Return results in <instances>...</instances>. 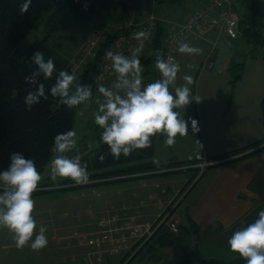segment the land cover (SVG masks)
Here are the masks:
<instances>
[{
	"label": "rangeland",
	"instance_id": "obj_1",
	"mask_svg": "<svg viewBox=\"0 0 264 264\" xmlns=\"http://www.w3.org/2000/svg\"><path fill=\"white\" fill-rule=\"evenodd\" d=\"M117 1L119 0H97L90 3L88 12L89 17H92V19L90 18L88 21H86V19H82L80 22L77 20L72 21L71 19L70 23H73V27L69 28L68 30L70 39L62 38V40L66 44L72 45L73 48L76 49L77 42L82 40V34L85 35L91 28V25L97 23V20H101L104 23H109L111 30L115 21L124 12L123 8L118 5ZM233 4L235 15L242 24L241 34L236 38H233L230 43H228V39L224 36L220 37L214 45V53L212 52L210 57H205V60H208L209 58L214 60L213 58L219 57L220 50L225 48L226 56L229 54L231 58L229 75L226 78H216L214 76L212 77V73L207 71L209 72L207 73V76L204 75L201 79H199V69H197L199 64L197 65L196 69L191 72L189 62L193 61L191 58H187V56L182 55L180 57V61H177L180 64V69L177 73L175 81L176 86H182L186 84L187 81L184 79V77L185 75H190L192 76L193 81L189 87L192 89L193 95V87H195V92L199 94L201 92L205 94L207 89L211 86L224 88L227 87V89H229V94L227 95L228 98L225 102L224 111L231 109L227 115V119L231 118L233 115L237 101L240 103L242 108V111L240 112L241 115L236 118L237 124L241 127L237 131H233L227 136H230L231 139L228 141V143H226V145H224L226 148H216L217 145L213 146L209 143L210 149H214L210 150L213 151V153L224 149H235L245 145L246 143L244 142L246 141H252L264 136V123H262V121H264V117L263 119L260 117V122L250 127L248 122L250 121L254 112V106L252 102L245 104V101L247 100L246 95L250 89L254 87L252 85L256 81L257 70L261 60L260 58H264V0H233ZM153 12L155 14L153 15V18L157 16L156 14H168L165 10L161 11V9H158L157 7ZM47 16L48 13H43L38 26L33 28L25 38L21 39L18 47L20 51H28L43 37L47 29ZM141 16L145 17L146 14L142 13ZM147 19H145V21ZM74 22H76L77 25H75ZM109 27L107 26V28ZM87 35L88 34H86L85 37ZM68 40L69 42H66ZM148 54H150L148 61H144L143 58H140L144 67L143 75L145 77V83L159 79L161 76L160 71L156 68L155 62L157 55H162V51L155 50L152 52L151 50H146L145 55ZM74 69L75 68H73V70ZM239 73L240 76L237 77ZM115 79L116 76L111 78L109 82L105 84V86L112 87L113 81ZM201 89L204 90L201 91ZM170 90L174 92V87L170 86ZM95 93L96 94L92 98L91 103H82L76 110L75 126L73 129L76 130L79 136L77 147L85 145L83 143L86 141L91 144L95 143L93 140L94 137L91 136V133L99 132L98 129H93V126L89 125V121H95L94 113L98 109L99 103L103 102L104 100L103 94L99 92V89H96ZM191 102L193 103L194 100ZM184 107L185 106H181L177 110L181 112ZM258 116H260L259 113ZM239 133L242 135H239ZM188 135L189 132L183 136L177 134V136L180 138H185ZM194 135L198 137V131L195 132ZM238 136H241L244 142L237 141ZM165 139L166 137L163 140H156L154 155L153 158L151 157L149 159L150 161L153 160L156 164H159L176 160L169 152L171 148L174 149V156L176 157V152H180L182 154L189 152L191 149L193 150V146H191V137L186 138L184 142H175L172 145L166 144ZM197 141H199V139H197ZM96 146L98 145H94L91 148ZM169 157L171 160H168ZM253 160L254 159H252V161ZM51 161L46 164L44 170V174L48 176V179H51ZM167 175L169 177H165ZM167 175L157 176L156 178H161L160 181H163L166 178H168V180L171 179L174 185H179L181 188L186 180H188V178H190L192 175V171L184 170ZM209 176V173H207L204 180L209 178ZM234 176V174H230L229 177H226V179L228 178V183L225 185L224 180H221L218 182H212L211 188L207 189V191H209L210 198L208 200V208L206 213L208 215L219 213L220 216H222L226 221V224L224 223L225 231L222 234L205 231L203 240H198L197 253L201 257H211L209 255H213L215 258H220L225 261L232 260L236 252L232 251L227 243L229 236L237 228L242 227L245 223L253 221L257 217L259 211L248 208L246 204H238L237 210L231 211V201L236 199L235 193L239 190L253 191L257 193L256 186L259 179L264 178V172L258 171L257 168L246 167L240 177L234 179ZM185 177H187L186 180ZM150 178L153 177H148L146 179ZM182 179L184 180L183 182ZM209 182L210 181H202V183L197 188H200L204 183L208 184ZM170 183L171 182H168V185ZM83 190V192H80L81 195L75 197L77 201H72L69 203L70 206L79 203L76 213L69 215L68 217H64L62 214H57L52 218L53 224L47 225L48 229L50 226H52L50 228V230L52 229V234H71V241L64 240V243L67 244L66 246L63 247V244L55 246L56 255H61V257L50 254L46 260L47 264H81V262L77 259L79 257L78 255L84 257V260L88 261L89 264H105L102 259L103 250H107L113 254L117 252V249H125L126 245H122L124 240L129 239V237L130 239L135 238V236L144 228L151 230L148 228V223H139L134 217H139L144 213H146V215H150L153 212V203L155 204L153 200V203L150 200H143L142 204H144V206L141 207L142 209L138 207V210H135L137 206L130 208L129 210L131 211V216L127 215L126 218L121 219V222H118L116 219L118 218V216H116L118 212V206L120 209H122L123 202L114 198L112 195L111 186L104 188L94 187L93 189L87 188ZM66 192H68V190ZM68 194L72 198L73 193ZM183 194L184 192L178 195L180 199L182 198ZM255 197L258 199V201H260L258 196ZM67 202L68 201L62 200L59 202V206L64 207ZM173 207L174 205L171 206V208ZM90 238L95 239V242H87ZM49 243L51 244L52 240H49ZM178 248H180L178 243H173L167 247V249L173 253ZM59 251H62V254H58ZM71 254H75L76 258H72L70 256ZM54 257L55 260L56 257L61 258V261H50ZM7 264H9V262Z\"/></svg>",
	"mask_w": 264,
	"mask_h": 264
},
{
	"label": "trees",
	"instance_id": "obj_2",
	"mask_svg": "<svg viewBox=\"0 0 264 264\" xmlns=\"http://www.w3.org/2000/svg\"><path fill=\"white\" fill-rule=\"evenodd\" d=\"M94 1L97 0H32L29 9L21 12L20 5L22 0H0V169L8 167L10 155L14 151H20L26 157L34 159L41 173V180L37 189L33 192V196L66 190L104 188L117 182L140 180L191 170L190 180L184 184L176 195V197H179L178 195L189 191L192 186L187 187L188 184L198 174V168L190 167L184 169L180 166L194 163L195 159L186 161L174 160L165 164H156L153 160L150 161L149 159L153 158L154 155L155 141L163 137V133L154 134L152 143L148 147L135 149L128 156L121 154L119 158H116L111 154L110 148L106 143H97L100 141L102 129L98 124L95 126L93 123L89 125L93 126V129H98L99 132H93L91 136L94 137L95 143L93 144L98 145V147L95 150H91L94 145L85 142L84 146L76 147L70 153H67L71 156L79 155L82 162H87L88 170L91 173L89 183L76 184L70 178L58 177L59 181H55L56 187L46 188L45 186L50 184V179L44 174L45 166L56 154L52 151L54 137L57 133L73 129L76 110L82 104L68 107L61 103L58 97L51 94L50 88L56 81L58 71L66 69L71 72V68L81 62V65L73 71L76 74V82L89 84L92 87L94 97L96 88L93 81H95V75L99 72V64L102 61L111 62L110 58H107L106 53L111 42L124 30H110L104 24L98 25L97 23L100 20H97V23L91 25L85 39L82 38L81 41L77 42L76 49L72 45L66 44L62 38L70 39L68 30L73 27V23H70V20L80 22L82 19H86V21L90 18L92 19V17H89L88 8L90 3ZM181 1L183 0H155V5L159 8L163 4L176 5L180 4ZM228 7L234 11V6L231 2ZM121 8L125 9V3L121 2ZM43 13H48L47 29L43 37L28 51H20L18 48L19 42L33 28L38 26ZM74 23L77 25L76 22ZM239 27L242 30L240 21ZM167 28L166 22L158 21L152 44L156 51H163V39ZM93 35L97 37L96 44L93 47L86 45L84 41ZM66 42H69V40ZM37 49L45 54V58L52 57L54 59L56 71L51 77H45L42 73L39 74L37 84L39 82L44 83L47 98L42 97L39 103L32 105L31 109H29L24 102V97L28 91L34 90L37 85L26 80L25 77L31 76L36 70L37 66L33 63L31 57ZM143 59L144 61L149 60L148 58ZM262 60L264 62V58ZM239 76L240 73L237 77ZM260 103L264 117V95L261 97ZM262 150H264V136L241 147L216 154L212 156V159L235 155L236 157L228 160L234 161ZM101 153L104 154L103 160L98 158ZM218 164L220 163L207 166L206 168ZM164 167L173 168L164 171L159 170ZM172 205L173 203L170 204L169 208ZM163 223L154 229L152 235L161 233V229H168ZM155 224L154 222L153 228ZM152 235L146 240H144L145 237L140 238L132 249L135 250L141 247V250L143 248L142 243L149 240ZM147 243L148 241L144 245ZM151 247L152 245H149L147 250L150 251ZM128 256L129 254H126L122 258V262ZM132 258L125 264H130ZM193 258L199 261L200 264H245L246 259L240 255L232 260L225 261L215 257H201L197 251H195Z\"/></svg>",
	"mask_w": 264,
	"mask_h": 264
},
{
	"label": "crops",
	"instance_id": "obj_3",
	"mask_svg": "<svg viewBox=\"0 0 264 264\" xmlns=\"http://www.w3.org/2000/svg\"><path fill=\"white\" fill-rule=\"evenodd\" d=\"M200 1L199 0H183L180 4H163L158 9L165 10L167 15L156 14L157 17L163 19L164 21H175L180 22L185 17L184 14L186 10H192L197 7ZM118 5L121 6V2L117 1ZM156 5L154 6V9ZM154 11V10H153ZM155 15V14H154ZM144 19V16H141ZM138 23L135 18L129 16L125 11L118 17L115 21L112 30L121 29L129 24ZM98 25L104 24L109 27V23H104L103 21H98ZM112 26V25H111ZM110 28V27H109ZM240 29V27H238ZM88 33V32H87ZM86 33V34H87ZM85 34V35H86ZM83 35L82 38L85 37ZM226 34L223 30H220L218 27L207 29L202 36L197 38H193L191 36L186 37L183 41L189 42L191 45L200 47L203 49L202 53L198 54H188L178 51L176 62L179 60L182 55L187 56V58H191L193 61L190 62V69L193 72L197 65L198 68V77L201 79L204 75L207 76V73L211 72V76L216 78H226L230 73V56L229 54L226 56V49L220 50L218 58H209L210 61L214 62V67L210 70L204 65L205 57L208 56V52L211 50V43L216 41ZM147 51H155L150 47H144L142 53H140V58H150V54L145 55ZM213 52V51H211ZM214 53V52H213ZM260 64L257 70L256 81L250 87V91L247 93L246 103L252 102L254 106V112L251 116L248 124L250 127L258 124L263 119V111L261 108V97L264 95V62L262 58H260ZM148 61V60H147ZM195 62V63H194ZM209 71V72H207ZM215 78V79H216ZM194 88V96L201 98L200 101L194 100V102H190L186 107L182 109V113H184L185 118L194 117L198 121V137L194 135L191 128V121H188L189 125V135L185 138L176 137L175 142H184L186 138H192L191 146H193V150L191 149L187 153H177V157L174 156V149H170V153L173 158L176 160H186L193 158L197 155H202L206 157H211L216 154H220L226 152L227 149L214 152L210 150V144L213 146L217 145L216 148H226V143L230 141L231 137H227L231 132L237 131L241 126L237 124L236 118L241 115L240 112L242 108L240 103L237 101L235 104V110L231 118L227 119V115L229 110L224 111L225 102L228 98L229 89L227 87H216L211 86L207 89V92L203 94L202 92L199 94L195 92ZM221 88V89H220ZM204 89H201L203 91ZM197 91V90H196ZM258 113L260 116H258ZM261 117V118H260ZM264 123V121H262ZM96 129V128H95ZM239 135H242L239 133ZM166 137V134L163 133V137H160L158 140H163ZM199 139V141H197ZM258 139V138H257ZM256 140V139H254ZM252 140V141H254ZM237 141L244 142L241 136L237 137ZM156 142V141H155ZM194 142V144H193ZM251 142V140L246 141L244 143ZM98 146L92 148L91 150H95ZM215 148V147H213ZM228 151V150H227ZM192 154V155H190ZM252 159H254L252 161ZM168 160H171L170 157ZM246 167L249 168H257L258 171L264 172V150L249 155L247 157L237 159L234 161H227L220 163L218 165H214L208 168L193 184V186L187 191L183 197L179 200L177 199L175 208V214L177 215L178 220V228L176 231H171L169 229L164 230L161 229V233H156V235H152L149 238L148 243L137 249H132V246L136 243V238L129 237V239L124 240L122 245H126L125 249H117V252L111 254L107 250H103L102 259L105 264H125L130 260V264H175L177 262H181L179 264H200L199 261L193 258L195 251H197V242L199 239L203 240V236L205 235V231L213 232L216 234H222L225 231L224 223L226 221L219 213L214 215H208L206 213L208 200L210 198L208 188H211L212 182H218L224 180V185L228 183V178L230 174H234V179L241 176ZM167 167L159 169L160 171L166 170ZM157 170V171H159ZM207 173H209V178H206ZM165 177H169L168 175ZM161 178H150V179H135L126 182H117L116 184H112V195L115 199L120 200L123 205L122 209L118 206L117 215L118 222H121V219L126 218L127 215L131 216V211L129 210L132 207H135V210H138V207L144 206V201H151L153 203V212L150 215H146L144 213L142 216L134 217L137 219L136 221L139 223H148L150 224L159 214L160 210L166 205L168 200L172 199L174 195L181 188L172 182V180H168L166 178L163 181H160ZM187 177H185V180ZM184 180L182 179V182ZM187 181V180H186ZM202 181H210L208 184L204 183L200 188L199 185ZM168 182H171L168 185ZM186 183V182H185ZM184 183V184H185ZM181 186V185H180ZM257 193L253 191H243L239 190L235 193L236 199L231 201V211L237 210L238 204H246L248 208L252 210L264 209V178L259 179L257 183ZM180 188V189H179ZM84 190H72L68 192H57L50 193L46 195L33 196L35 200V206L33 209L34 218L37 221V225L45 224H53V217L58 215L69 216L73 215L77 212V206L79 203L70 206V202L77 201L75 197L81 195L80 192ZM253 192V193H252ZM68 193H73L72 198ZM79 193V194H77ZM120 196V197H119ZM258 196L260 201L255 197ZM75 198V199H74ZM68 201L64 207L59 206L60 201ZM118 203V201H117ZM80 207V205H79ZM131 218V217H130ZM52 226H50L51 228ZM48 229L47 226V237L48 241L52 240V243L48 244L39 249L33 250L29 244H26L23 248H17L15 244V240L13 239V233L10 232L7 228L0 227V264H47L46 260L48 259L50 254L56 255V245L63 244V247L67 244L64 243V240H69L71 234L60 233L59 235L52 234V229ZM227 228V227H226ZM35 234V233H34ZM69 237V238H68ZM34 238V237H33ZM173 243H178L180 248L176 249L174 253L167 249L168 246ZM152 245L151 250L148 251L147 247ZM121 247V246H120ZM55 249V251H54ZM133 250V251H132ZM138 250V251H137ZM58 254H62V251H59ZM129 254V256L122 262V258ZM240 254L236 252L235 257ZM72 258H76L75 254L70 255ZM77 258L81 264H89L88 261L84 260V257L78 255ZM214 257L213 255H209ZM90 257V256H89ZM232 258V257H231ZM89 259V258H88ZM93 259V258H92ZM94 260V259H93ZM50 261H61V258L55 257ZM49 261V262H50ZM61 263V262H60Z\"/></svg>",
	"mask_w": 264,
	"mask_h": 264
},
{
	"label": "clouds",
	"instance_id": "obj_4",
	"mask_svg": "<svg viewBox=\"0 0 264 264\" xmlns=\"http://www.w3.org/2000/svg\"><path fill=\"white\" fill-rule=\"evenodd\" d=\"M31 3L32 0H22L20 11H27ZM134 35L138 44L130 49V54L111 50L106 53L116 79L112 87L103 84L99 86L104 100L94 113L95 123L102 129L97 143H106L116 158L121 154L128 156L135 149L148 147L152 143V136L157 133H165V143L174 144L177 134L183 136L189 132V120L192 132L199 130L196 118L186 119L184 113L177 110L181 106L186 107L192 100H201L193 95L189 87L193 81L192 76L185 75L187 83L176 86L180 64L173 58L158 54L155 65L161 76L145 83L140 53L145 45L141 38L146 33L139 31ZM178 50L188 54L203 52L202 48L187 41L180 42ZM31 60L37 67L25 79L37 86L24 97L29 109L39 103L42 97L47 98L44 83L37 84L39 74L51 77L56 71L54 59L45 58V54L39 49L34 52ZM170 86L174 87V92L170 90ZM50 92L68 107L91 103L93 97L92 87L87 83L76 82V74L66 69L58 71ZM78 140L75 129L57 133L54 137L52 151L57 155L51 161L50 174L53 181L58 177H66L76 184L89 183L91 173L87 162H82L79 155H67L78 146ZM98 158L103 160L104 154L101 153ZM40 180L41 173L34 159L26 157L20 151L12 152L8 167L0 169V227L13 233L17 248L29 244L33 250H39L49 242L47 226L37 225L33 215V192ZM227 243L232 251L246 258L245 264H264V209L258 212L253 221L233 231Z\"/></svg>",
	"mask_w": 264,
	"mask_h": 264
},
{
	"label": "built area",
	"instance_id": "obj_5",
	"mask_svg": "<svg viewBox=\"0 0 264 264\" xmlns=\"http://www.w3.org/2000/svg\"><path fill=\"white\" fill-rule=\"evenodd\" d=\"M230 0H210L205 6L197 11L188 14L185 22L180 25H175L169 28L166 34V44H165V58L175 59V54L177 52V44L179 40L185 36L186 33H196L198 34L206 26L213 25L218 19H222L226 31L231 35L235 36L238 33L237 22L232 16L230 9L228 7ZM215 14V15H213ZM155 29V22L152 16H150L143 25L139 27L131 35H119L113 42V51L125 53L138 44V40L135 37V33L139 31H144L146 33L144 39L145 43L149 42L153 36ZM112 70L111 62H104L102 67V72ZM174 227V223L171 224ZM89 243H94L95 239H88Z\"/></svg>",
	"mask_w": 264,
	"mask_h": 264
},
{
	"label": "water",
	"instance_id": "obj_6",
	"mask_svg": "<svg viewBox=\"0 0 264 264\" xmlns=\"http://www.w3.org/2000/svg\"><path fill=\"white\" fill-rule=\"evenodd\" d=\"M125 9L130 15L139 18L140 13H151L153 11L154 0H122Z\"/></svg>",
	"mask_w": 264,
	"mask_h": 264
},
{
	"label": "bare ground",
	"instance_id": "obj_7",
	"mask_svg": "<svg viewBox=\"0 0 264 264\" xmlns=\"http://www.w3.org/2000/svg\"><path fill=\"white\" fill-rule=\"evenodd\" d=\"M183 20H185V19H183ZM237 27H239V24H237ZM73 71H74L73 68H71V72H73ZM93 84H94V87H96V85H97L96 81H93Z\"/></svg>",
	"mask_w": 264,
	"mask_h": 264
}]
</instances>
